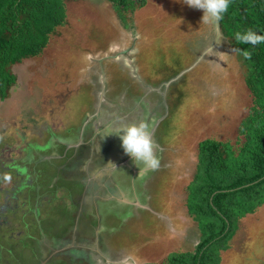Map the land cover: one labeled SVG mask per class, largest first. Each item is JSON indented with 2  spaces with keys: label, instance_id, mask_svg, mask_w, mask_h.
<instances>
[{
  "label": "rangeland",
  "instance_id": "374dc122",
  "mask_svg": "<svg viewBox=\"0 0 264 264\" xmlns=\"http://www.w3.org/2000/svg\"><path fill=\"white\" fill-rule=\"evenodd\" d=\"M65 4L66 25L40 57L14 66L17 85L10 99L0 100V170L9 163L27 167L35 180L37 151L79 127L102 93L111 100L123 98V91L111 96L118 70L137 87V96L126 105L113 101L112 109L122 118L134 121L141 114L143 119V109L130 115L139 101L147 104L152 119L155 112L161 117L165 172L152 190L153 212L130 223L111 220L109 227L121 224L125 231L113 228L118 235L116 248H109V264H164L170 254L193 252L202 234L187 201L198 170L199 144L207 139L237 144L240 123L253 106L246 67L218 24L202 23L203 10L185 0H149L144 8L126 13L127 21L106 0ZM12 176L17 180L5 183L8 189L24 179ZM59 186L52 191L61 196ZM241 225L236 243L221 253L220 264H264V205Z\"/></svg>",
  "mask_w": 264,
  "mask_h": 264
},
{
  "label": "flooded vegetation",
  "instance_id": "af4514ba",
  "mask_svg": "<svg viewBox=\"0 0 264 264\" xmlns=\"http://www.w3.org/2000/svg\"><path fill=\"white\" fill-rule=\"evenodd\" d=\"M115 72L118 78L114 83L115 88L111 89V96H119L123 91V98L119 101L114 100L115 98L111 100V97L107 99L108 96L104 94L101 103L96 102L90 111L84 113L79 127L69 128L54 140L52 147L48 148L52 152L45 155L48 149L44 147L43 151L36 152L39 154L38 162L33 165H44L40 170L33 171L34 176L37 175L36 178L39 179L37 190L46 189L44 192L49 194H35L34 179V182L29 180L22 193L18 187L4 192L6 195L0 204L2 228L24 229L22 238L19 237L22 242L11 246L10 251L0 249V260L2 258L4 264H15L13 256L20 254L22 258L26 256L27 261H33L29 264H109V248H116L114 245L117 244L115 238L118 234L113 228L117 227L121 232L123 227L121 224L109 227V224L116 218L130 223L133 218L141 220L146 211L153 212L149 204L153 200L152 190L161 179V173L165 172L161 166L164 154L160 143L162 137L158 135L161 117L155 112L156 120L152 119L153 115L146 114L147 104L136 100L130 115L136 116L143 109L144 118L140 119L141 114L134 121L129 120V117H120V113L112 109V102L126 105L133 101L137 96V87L129 85L118 70ZM147 101L146 99L145 102ZM97 112L98 115L95 116ZM140 122L147 123L152 134L155 153L159 159V166L155 170L141 165L140 171L139 166L125 153L119 136L109 134L125 125ZM47 144L46 142L45 145ZM84 155L87 162L85 159L81 161ZM79 161L85 164V169L80 174L69 171ZM158 173L160 174L157 176ZM15 175L23 176L19 172ZM29 175L30 173L27 177ZM55 182L61 183L58 187L61 188V196L55 190L52 191V184ZM14 191L19 193L18 198L14 197ZM17 200L21 202V206L16 203ZM23 218L26 222L22 221ZM33 239H37V247L31 249Z\"/></svg>",
  "mask_w": 264,
  "mask_h": 264
},
{
  "label": "trees",
  "instance_id": "16d2710c",
  "mask_svg": "<svg viewBox=\"0 0 264 264\" xmlns=\"http://www.w3.org/2000/svg\"><path fill=\"white\" fill-rule=\"evenodd\" d=\"M106 1L111 3L121 20L127 21L126 13L144 8L149 0ZM66 22L65 0H0L2 102L12 97V89L18 82L14 66L40 57L52 36ZM218 26L222 37L229 41L247 69L245 82L252 95L253 106L240 123V139L236 145L212 139L199 144L198 170L188 188L187 208L197 222L202 238L193 252L170 254L164 264H220L221 253L228 251L231 243L234 245L237 241V238L233 239L242 227V219L255 214L264 205V43L253 46L240 43L235 38L237 33L248 29L264 35V0H231ZM244 52L250 53V58H245ZM41 166L44 165H37V171ZM17 171L26 178L8 189L5 183L17 180L12 176ZM25 172H28L27 168L10 163L1 168L0 204L5 191L18 187L22 193L30 180ZM6 173L11 175L3 178ZM58 184L53 183V188ZM35 185H40L38 178ZM35 185V194L42 192L35 190ZM14 193L18 198L19 193ZM16 203L21 206L19 200ZM22 221L26 222V219ZM2 223L0 215V249L10 251L11 246L23 241L19 237L22 238L24 229H4ZM30 244L31 249L37 247V239ZM18 257L14 258L15 264L29 262L27 258ZM1 260L0 264H4Z\"/></svg>",
  "mask_w": 264,
  "mask_h": 264
},
{
  "label": "clouds",
  "instance_id": "9594fccd",
  "mask_svg": "<svg viewBox=\"0 0 264 264\" xmlns=\"http://www.w3.org/2000/svg\"><path fill=\"white\" fill-rule=\"evenodd\" d=\"M185 3L192 8L203 10L202 23L217 25L228 11L231 0H185ZM235 38L240 43L253 46L264 43V35L258 34L253 29L237 33ZM243 55L245 58H250L248 52H244ZM109 134L119 136L125 153L139 168L143 165L144 168L155 170L159 166V159L155 153L152 134L147 123L125 125Z\"/></svg>",
  "mask_w": 264,
  "mask_h": 264
},
{
  "label": "water",
  "instance_id": "95a60500",
  "mask_svg": "<svg viewBox=\"0 0 264 264\" xmlns=\"http://www.w3.org/2000/svg\"><path fill=\"white\" fill-rule=\"evenodd\" d=\"M102 101H103V94L101 95V99H100V102H102ZM98 112L95 114V116L98 115ZM85 158H86V156L84 155V158H82L81 161H83ZM81 161L77 162V164H73L72 165L73 168L69 169V171H72L75 174H77V173L80 174L81 173V170H84L85 169V164L84 163H81ZM85 161H86V159H85ZM82 180L84 181L85 179L83 178Z\"/></svg>",
  "mask_w": 264,
  "mask_h": 264
},
{
  "label": "bare ground",
  "instance_id": "6f19581e",
  "mask_svg": "<svg viewBox=\"0 0 264 264\" xmlns=\"http://www.w3.org/2000/svg\"><path fill=\"white\" fill-rule=\"evenodd\" d=\"M124 58V57H123ZM78 235V234H77ZM64 240V239H63ZM62 243V242H61ZM101 244V243H100ZM103 246H105V245H103ZM102 246V247H103ZM101 249V248H100ZM82 252H83V250H82ZM82 254H84V253H82ZM63 255V254H62ZM77 255V254H76ZM67 257V256H66ZM77 257V256H76ZM89 258V260H90V257H88ZM99 258V257H98ZM106 258V257H105ZM60 260V259H59ZM69 260V259H68ZM73 260H74V258H73ZM73 260H72V262H73ZM77 260V259H76ZM105 260V259H104ZM78 262H80V260L78 261ZM89 262V261H88ZM74 264V263H73Z\"/></svg>",
  "mask_w": 264,
  "mask_h": 264
}]
</instances>
